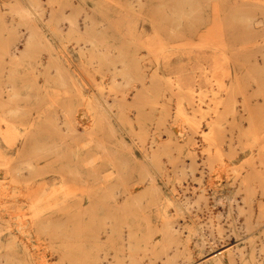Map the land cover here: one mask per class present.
<instances>
[{"label": "rangeland", "instance_id": "rangeland-1", "mask_svg": "<svg viewBox=\"0 0 264 264\" xmlns=\"http://www.w3.org/2000/svg\"><path fill=\"white\" fill-rule=\"evenodd\" d=\"M30 1L34 2V4L38 3V15L33 19L34 21L17 15L13 0H0V209L3 206H35L41 208V211L45 213V210H47L45 208L56 206L57 203L52 199V195H55L65 185L66 187L69 186L70 175L74 172V168L68 162L73 158L74 149L78 144L84 145L85 152L83 157L87 158L82 164L88 165L89 162L97 161L100 164L108 165V159L110 160L109 157L112 156L108 155L106 151H101L104 146V150L110 148L108 143H101L104 146L101 144L93 146L94 141L89 137L92 133V136L95 138L99 137L102 142H105L108 135L111 136L112 133L107 125L106 118L103 115L101 117L96 112L97 106L94 102L100 101L105 106L107 105L105 101L111 102L115 98L116 100L113 102L115 105H112L114 111H118L121 108L130 113H132V110H136L138 113L140 111L139 125L135 124L136 131L133 134H136L135 136L142 134V131H138V127H143L146 122V111L150 109L147 104L151 103L153 106V102H159L163 98L157 96V93L159 94L158 90L153 88L148 82L147 86H150L151 95L148 96L144 91H140L135 97L127 95V100H123L124 102L119 101L120 94L124 93V88L121 86L118 88L119 85L114 87L110 84V69L113 67L112 64L115 63V66L118 67L116 70H121V60L125 57L128 67L133 68L135 66L138 68L134 73L136 78H142L141 70H144L147 75V78L144 79L145 82L148 79L157 81L156 76L153 75V71L157 67L154 55L157 54V49L161 44L181 45L183 46L182 49L185 50H198L205 47L210 48L209 44L216 41V45L220 49V55L218 58L219 62L215 68L208 61L204 60L205 62L199 63L198 59L194 58L180 59L177 62L166 65L162 62L160 70L175 82L180 81L184 76H186L185 78L192 77L194 83L191 93L194 97L196 96L193 99L194 104H199L198 107H201L202 111H207L205 116L208 120L211 119L212 121L215 116L216 119L217 114L218 117L220 115V117H224V120L223 118L214 119L215 122L219 121V124L222 121L221 125L225 126L222 133L224 134V148L226 150L222 157H229L226 144H229L232 150L234 149V151L231 150L228 153L230 154L239 151L242 141L243 144L248 142L255 143L257 140L264 143V0ZM30 28L31 30H28ZM200 30H212L214 34L212 37L201 40L195 35V31ZM46 35H49L55 47L49 44L46 40ZM171 37H175V39ZM89 40L91 43L100 45V51L93 52ZM36 45H40V47ZM22 47L24 49L27 47L28 51ZM81 47L83 52L87 51L85 53L81 52L79 50ZM106 48L111 49V55L107 56ZM22 50L26 52L20 59L19 54ZM91 50L93 55H98V57L95 56L93 58V64L88 62V58L83 55H89ZM15 54L19 55V57L14 58ZM39 54H41L40 57ZM47 55L49 56L47 57ZM51 59H56L57 62H60V67L68 72L67 74V72L63 71L62 79H58V82L53 73H51L54 68ZM172 67L175 69L170 72ZM70 74L74 78L73 81L69 80L68 76ZM119 75L122 77L118 72L116 75L117 79H121ZM139 82L137 80L136 84H139ZM39 86L47 89L54 87H57V89L58 87L63 88L64 93L60 96V99L65 100L67 104H65V107L63 105V107H59V112L54 116L51 113L47 115L48 118H53L52 120L49 119L39 125H29L30 120L38 114L39 110L46 108L44 100L46 102L50 100L49 96L38 92ZM121 88L123 89L121 90ZM78 96L80 97L78 98ZM112 96L113 100H110L109 97ZM235 99L239 102L238 104ZM36 101H40V103ZM88 101L89 104L87 103ZM129 101H131V104ZM147 101L150 103H147ZM175 101V98L171 100V103L167 101V106L169 105L171 110L175 108ZM70 102L74 104L76 102V105L71 104L70 106ZM230 103L233 105L230 106ZM86 104L88 107H86ZM157 104L156 106H158ZM224 104L229 114L226 108H222ZM227 104L230 107L226 106ZM183 105L184 107L187 106L185 111L187 114H195L188 107L186 101H184ZM35 109H37V112ZM219 110L221 111L220 113ZM78 111L83 112L79 120L77 118ZM230 112H234L233 115L235 113L237 115L233 116L231 113V116ZM238 113L243 115L241 119L238 117ZM39 115L40 119H44V114ZM247 115L251 117L246 119ZM230 117H233L234 120ZM63 119L64 122H62ZM229 120H231L230 123ZM223 121H227L229 125L235 123L233 126H236V128L232 127V125H226L228 123L225 124ZM215 122L213 121V124ZM121 124L120 131L127 132V134H124L125 139L130 143L129 135L132 133L129 132V124L124 121ZM177 124L179 127L187 126L180 120L177 121ZM240 126L249 128L246 131L249 130L247 132H250V134L248 133L247 135V132L244 131L245 129ZM58 128L63 130V135H59L58 131L60 130ZM200 128L205 130L207 127L202 124ZM238 128L239 130L241 129L240 132ZM31 129L33 131L29 133ZM82 129H87L90 135H86ZM162 137L165 136L162 135ZM246 138L248 139L244 142ZM52 142L57 143V147H61L63 150L61 152L59 150H47V147L52 145ZM162 157L165 158V155L163 154ZM255 157L256 159H254ZM57 158L60 160H57ZM211 159L213 158L211 157ZM245 162H254L257 167L251 174V194L253 192L252 195H254L255 192V196H253L255 200L251 202L252 205L251 203H249L250 205L243 204L241 200H238L239 206L243 205L240 206L243 208L239 212L236 210L237 214L233 211L232 214L235 215L233 216V222L235 224L231 218L226 217L225 206L218 205L214 207V211L220 212V218L213 216V218L206 220V217H201L199 225L208 226L210 222L218 221L219 218L218 222L224 229L230 226L229 222H232L236 227L241 226L243 235L236 243L239 244L240 248L244 247V249H241L242 258L240 257L236 261L239 262L238 264H241L242 261H245L242 264H249L253 258L255 264H264V194H261L264 193V189H262L264 188V167L260 166V162L264 163V144L260 154L257 151H253L252 154L247 156L240 154L239 160L235 165L240 167V164L242 166L243 163V169H240V171L242 170L241 172L247 166ZM7 164L8 168L6 167ZM61 164L62 166L59 168ZM96 172L97 174H103L104 169L101 167ZM259 172L261 173L260 175ZM60 173L65 175L62 177L63 183L60 177L58 179L55 177L53 181L55 183L53 184L44 183V179L48 176L59 175ZM204 179L206 180V175L202 178L203 183ZM257 182L258 184H256ZM227 191V187H222L219 193L225 195L224 193L227 194ZM241 192L237 195L239 198L243 193ZM196 196L197 193L191 195V198L193 197L191 202L194 200V204L196 203L195 199L197 200ZM259 200L261 204H258L257 201ZM194 204H190L192 206L190 209L194 210L196 205L198 206V204ZM246 206L249 207L247 208ZM70 210L59 209L55 214L60 217L67 216ZM170 212H174L173 208ZM222 214L225 215L223 217L227 221L222 217ZM186 215V211H184L183 215H173L172 217L173 220L177 221V223L175 222L176 224H182L183 227L189 222V218ZM82 219L83 224L84 222L87 225L89 224L87 217ZM223 220L225 221L223 222ZM248 222L251 224H247L249 227L244 224ZM254 225L256 226L253 227ZM130 226L133 227L134 231L137 229L136 225L130 223ZM259 227L262 229L260 230ZM204 228L209 237H212L211 233H215L214 230L211 231V227ZM124 230L127 232L126 228ZM261 231L262 233H260ZM132 237L133 235L130 237L132 245L139 243L136 240H132ZM188 244L191 246L192 252L194 251L189 261H185L187 258L183 253L174 255L171 249L168 248L166 250L168 244L165 243L162 249L157 248L154 255H150V251L145 252V254L139 251L140 255H138V251L134 250V247L130 250L124 248L119 251L120 254L122 253L120 261H111L110 264H163V262L168 264L173 262L172 260L177 262L184 261L183 264H200L204 259L210 257V255L204 254L201 256L197 255L192 240ZM101 249L100 243L97 242L94 244L90 243L86 247V250L91 253L101 252ZM106 249L112 252L109 244ZM45 252H49V250H45ZM54 256H47L51 264H57L58 262L55 259L56 256ZM51 257L53 258L51 259Z\"/></svg>", "mask_w": 264, "mask_h": 264}, {"label": "bare ground", "instance_id": "bare-ground-1", "mask_svg": "<svg viewBox=\"0 0 264 264\" xmlns=\"http://www.w3.org/2000/svg\"><path fill=\"white\" fill-rule=\"evenodd\" d=\"M13 1L15 3L13 6L15 7L16 14L19 15V17L29 18V20H33L37 17L38 3L34 4V2H31L30 0ZM28 30H31V28ZM213 34L214 33H212V30L195 31L196 37L201 40H205L210 36L212 37ZM171 38L175 39V37ZM46 40L50 45H52V47H55L53 41H51V38H49V35H46ZM89 43H91L90 40ZM216 43V41H213L211 44H209L210 48L205 47L198 50H185L182 49L183 46L181 45L161 44V46L157 49V54L154 55L157 67L153 71V75L156 76L155 78H157V81L148 79V81L145 82L144 79L147 78V75L144 70H141V74L143 75L142 78H136L134 73L138 70V68L135 66L133 68L128 67L125 57L121 60L122 66H120L121 70L119 71L116 70L118 67L115 66V63H111L113 67L110 69V84H112L114 87L119 85L118 88H120V86L124 88H121V90H124L123 94H120L121 90L120 92L118 91L121 95L119 101L127 100V95L135 97L140 91H144L148 96L151 95L149 90L150 86H147L148 82L153 88L158 90L159 94L157 93V96H161L163 99L161 98L162 100L159 102H153V106L149 101H147V103L149 102L151 106L150 104H147L149 105L148 107H150V109L149 111H146V122L143 124V127H138V131H142V134L137 136H135L136 134L133 133L136 131L135 124H138L140 121V111L138 113V111L132 110V113H130L123 108L119 109L118 111H114L112 105L116 99L114 98L113 100V96L109 97L110 100L112 99L113 101H105L107 104L105 106L100 101L94 102V104L97 106L96 112L99 113L101 117L103 115V117L106 118L107 125L112 133L111 136L108 135V138L105 142H102L99 137L95 138L92 136V133L89 137L92 141H94L93 146H99L101 143H108L110 148L105 150V146L101 144L104 146L103 150L101 149V151H106L108 155L112 156L109 157L110 160L108 159V165L100 164L97 161L89 162L88 165L82 164L87 160V158L85 159L83 157L85 152L83 148L84 145L78 144L74 149L73 158L68 162L74 168V172L70 175L71 179H69V186L66 187L65 185V187L58 191L59 193L57 192L55 195H52V199L57 203L56 206L45 208L47 209L45 210V213L41 211V208H37L35 206L24 207L20 205L15 207H1L0 264H51V261L47 258V256L52 255L56 256L55 259L58 261L57 264H110L111 261H120V256L122 253L120 254L119 251H122L124 248L130 250L134 247V250L136 249L138 251V255H140L139 251L143 252L144 254L145 252L150 251V255H154L157 248L159 247L162 249L165 243L168 244L166 250L168 248L171 249L174 255L183 253L187 258L185 261H189L192 254L194 253V251L192 252L190 249L191 246L188 244L190 240H192L194 243V247L196 249L195 253H197V255H210L209 258L204 259L202 262H200V264L239 263L236 260L241 257V249L243 250L244 247L240 248L239 244L236 242L242 238L243 229L241 226L236 227L234 225L235 223L233 222V216L235 215L232 213L233 211L236 213V210L239 212L240 209L242 210L243 208L240 207L243 205L239 206L238 200H241L243 204L248 205H250L249 203L255 200L253 197L255 196V192L254 195H252L253 192L251 194V174L257 167L254 165V162H245L247 163V166L243 172H241L242 170L240 171V169H243L242 166L244 162L241 166L240 161V167H237L235 163L239 160L240 154L247 156L252 154L253 151H257V153L260 154L264 143L263 141L257 140L255 143L248 142L243 144V141H240L242 145L238 151L239 153L232 152L230 154L228 153L232 149L230 148L229 144H226V147L228 148V153H226L229 157H222L226 150L224 148V134L222 133L225 126L221 125L222 121L219 124V121L215 122V120L218 118H223L224 120V117H220L221 115L218 117L217 114L216 119L215 116L212 121L211 119H209V121L205 116L207 111H202L201 107H198L199 104H194L193 99L196 96L194 97L191 93L194 83V79L192 77L185 78L186 76H184V78H181L180 81L175 82L173 79L168 78L165 74H163V71L160 70V65L162 62L166 65L177 62L180 59L187 60L194 58H197L199 63L208 61L215 68L219 62L218 58L220 55V49ZM36 46L40 47V45ZM90 46L93 52L100 51L101 49L99 47L100 45L93 42ZM27 47H25L26 51H28ZM82 47L81 49L79 48L81 52H83ZM84 48L86 49V47ZM24 50H22L20 54L18 52L20 57L19 55L17 56L15 54L16 56H14V58L19 57L21 59V56L26 52ZM92 50L89 55H83L88 58V62L93 64V58L95 56L98 57V55H93ZM86 51L87 50H85V52ZM106 51L108 52L107 56L111 55V49L106 48ZM40 55L41 54H39V57ZM48 56L49 55H47V57ZM46 61L48 62V60ZM52 62L54 68L51 73H53V76L58 82V79H62V72L65 70L60 67V62H57L56 59H53ZM98 62L100 63V61ZM173 69L175 68L172 67L170 72H173ZM160 71L162 72L161 74ZM65 72H67V70ZM118 72L122 75V77L119 75L121 79H117L118 77H116ZM68 77L70 81H73L74 78H72L71 74ZM137 80L140 81L139 84H136ZM38 90V92L49 96L50 98H48L50 100L47 102L44 100L46 108L40 109L38 114H36V116L30 120L29 125H39L51 119V117L48 118V114L51 113L52 116H54L59 112V107L62 105L65 107V104H67L65 100L60 99V96H62L64 93L63 88L58 87L57 89V87H54L47 89L39 86ZM112 91L114 90L112 89ZM51 93L52 95H50ZM81 96L83 97V95ZM79 97L80 96H78V98ZM173 98L176 100L175 108L171 110L170 106H167V104L171 103ZM129 99L131 100V98ZM184 101H186L188 107H190L191 110L195 112V114L189 115L187 112H185L187 106L184 107ZM235 101H237V99H235ZM235 101H233V103ZM33 102L35 103V101ZM129 102L131 104V101ZM37 103H40V101ZM87 103L89 104V101ZM238 103L239 102L237 101V104ZM71 104L75 106L76 102L75 104L70 102L69 105L71 106ZM156 104L158 106H156ZM228 105L229 104L226 106ZM232 105L230 103V106ZM86 107H88L87 104ZM222 108L227 109L225 104ZM220 110L219 113L221 112ZM35 111L37 112V109H35ZM236 112L238 111L236 110ZM82 113L83 112L78 111V120ZM231 113L232 112H230V115ZM39 114H44L43 116L46 118L43 117L44 119H40ZM241 116L243 115L238 113V117L240 119ZM226 117L228 118V116ZM250 117L251 116L247 115L246 119ZM227 118L226 120H228ZM118 120H120V122H118ZM178 120L182 121L187 126L179 127L177 124ZM123 121L129 124V132L132 133L129 135L131 141L130 143L125 139L124 134H127V132L120 131V125H122L121 123ZM213 121L216 123H214V127ZM230 121L231 120H229V123ZM62 122H64V119ZM223 122H225V124L228 123L227 121ZM229 123L226 125H229ZM202 124H205L207 127L205 130H201L200 127ZM233 125L232 127L236 128V126ZM246 125L248 126V124ZM58 129L60 130V128ZM244 129V131H246V129L249 128ZM31 131H33V129H31L29 133H31ZM60 131H58L59 135H63V130ZM83 131L86 135H90V132L87 129ZM248 133L250 134V132H247L246 134L248 135ZM162 135L165 137H162ZM247 139L248 138L244 139V142ZM55 142H52V145L47 147V150L52 149L54 151L59 150L61 152L63 148H58L57 143ZM44 150L46 151L45 148ZM232 151H234V149ZM161 154H164L165 158H163ZM211 157L213 159H211ZM254 159H256V157ZM57 160L60 159L57 158ZM260 164V166L264 167L263 162H260ZM61 166L62 164L59 166V168ZM6 167L8 168V164ZM101 167L104 169V173L97 174V169ZM203 174L206 175V180L204 179V183L202 182V178L204 176ZM260 174L261 173L259 172V175ZM63 176L65 175L61 173L59 175L57 174L48 176L44 179V183H55L53 182L55 177L57 179L60 177L61 182L63 183ZM256 184H258V182ZM222 187H227V194L224 193L225 195H223L219 193L222 190ZM239 192L242 193L240 198L237 196ZM196 193L197 200L195 199V204H198V206L196 205V208L192 210L190 209L192 208L190 204H194V200L191 202V199L193 198H191V195ZM260 200L257 201L258 204H261ZM218 205L222 207L225 206L226 217L228 216L231 218L232 222L234 223L233 224L232 222H229L230 226H228L227 229H224L218 222L221 214L220 212L214 211V207ZM172 208L174 210L173 213L170 212ZM59 209L71 210L67 216L60 217L59 215L55 214ZM184 211H186V217L188 216L187 218H189V222H187L182 227V224H176L177 221L173 220L172 216L183 215ZM225 215L222 214V217ZM213 216L219 217L218 221L216 220L214 222H210L208 226L199 225L201 217H206L207 220L208 218H213ZM84 217L88 218L89 226L85 222L83 224L82 218ZM223 218L225 219V217ZM225 220H223V222ZM133 221L134 223H132ZM130 223L137 226L135 231L133 227L130 226ZM244 224L249 227L247 224L250 223L248 222ZM255 226L256 225L253 227ZM204 227H211V231H215V233H211L212 237H209V234L206 233L207 231L205 232L206 229ZM124 228L127 229V232L124 230ZM261 229L262 228H260V230ZM260 233H262V231ZM131 235H133L132 240H136L139 243L132 245L130 240ZM96 242L100 243L102 247L101 252L91 253L86 250L87 245H90V243L94 244ZM171 243H174L173 246ZM108 244L112 249V252H109L106 249ZM45 250H49V252H45ZM174 257L176 258V256ZM52 258L53 257H51V259ZM172 261L173 262L168 264H183L184 262H177L176 260ZM242 262L244 263L245 261ZM163 264L165 263L163 262ZM249 264H255L253 258Z\"/></svg>", "mask_w": 264, "mask_h": 264}]
</instances>
